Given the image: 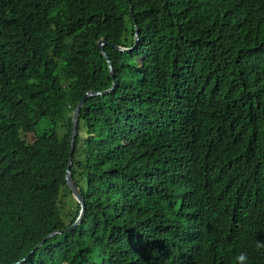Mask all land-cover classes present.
Returning <instances> with one entry per match:
<instances>
[{"label": "trees", "instance_id": "16d2710c", "mask_svg": "<svg viewBox=\"0 0 264 264\" xmlns=\"http://www.w3.org/2000/svg\"><path fill=\"white\" fill-rule=\"evenodd\" d=\"M136 27L79 115L85 216L37 247L81 210L98 41ZM259 242L264 0H0V264H264Z\"/></svg>", "mask_w": 264, "mask_h": 264}, {"label": "water", "instance_id": "95a60500", "mask_svg": "<svg viewBox=\"0 0 264 264\" xmlns=\"http://www.w3.org/2000/svg\"><path fill=\"white\" fill-rule=\"evenodd\" d=\"M139 41H140V36H139V29L137 27H136V33H135L134 46L125 47L123 45H119V44H116V43H110L105 38H101L98 41V46L100 47L102 53L104 54V56L106 57V59L108 61L110 72H111V76L113 78V86L108 88V89L102 90V91H93V90L87 91L84 94V96L81 98V100L79 101V103H78V105H77V107H76V109H75V111L73 113L72 135H71V141H70V160H69V163H68V166H67L65 178H66L67 186L70 189V191L72 192V195L78 201V203L81 205V210H80L78 218L76 219V221L69 228L55 230V231L49 233L43 239V241L37 245V247L42 245V243L45 240L51 238L53 235H55L57 233L66 232V231H69V230H72V229L76 228L81 223V221L83 220V218L85 216V213H86L85 197H84V195H83V193L81 191L80 186L77 184L76 180L74 179L73 173L71 171L72 154H73V151H74V148H75L76 136L78 134L79 115H80L82 106H83L84 102L86 101V99H88L89 97L95 96V95H104V94L110 93L111 91L114 90L115 86L117 85V80L115 79V71H114V67H113V62H112L111 58L109 57V55L107 54V52L105 51V45H107V44L112 45L113 47H115L119 51H131L138 45ZM20 262L21 261L15 263V264H19Z\"/></svg>", "mask_w": 264, "mask_h": 264}, {"label": "clouds", "instance_id": "9594fccd", "mask_svg": "<svg viewBox=\"0 0 264 264\" xmlns=\"http://www.w3.org/2000/svg\"><path fill=\"white\" fill-rule=\"evenodd\" d=\"M258 248H264V242H259L257 244ZM246 260H247V254L246 253H241L238 257H237V261L239 262V264H246ZM232 264H236V262H233Z\"/></svg>", "mask_w": 264, "mask_h": 264}]
</instances>
